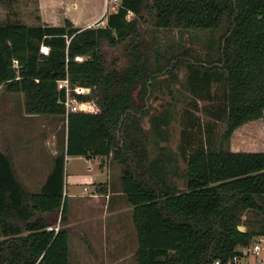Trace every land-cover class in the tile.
Here are the masks:
<instances>
[{
    "label": "trees",
    "instance_id": "1",
    "mask_svg": "<svg viewBox=\"0 0 264 264\" xmlns=\"http://www.w3.org/2000/svg\"><path fill=\"white\" fill-rule=\"evenodd\" d=\"M105 16L106 23L88 26L68 17L62 23H0V86L24 91L28 112L66 117L38 190L24 185L11 155L0 148V264H82L70 257L67 153L111 155L122 163L138 264H213L264 231V149L225 145L235 127L264 114V0H121ZM146 20L152 22L148 37L142 33ZM162 28L222 29L219 54L210 62L187 51L167 55L156 35ZM120 43L126 62L108 63L104 46ZM183 61L196 87L221 78L226 87L222 141L185 152L184 188L166 180L164 152L149 155L141 102L153 74L174 73ZM69 92L92 107L67 110ZM151 120L158 131L161 120L154 113Z\"/></svg>",
    "mask_w": 264,
    "mask_h": 264
},
{
    "label": "rangeland",
    "instance_id": "2",
    "mask_svg": "<svg viewBox=\"0 0 264 264\" xmlns=\"http://www.w3.org/2000/svg\"><path fill=\"white\" fill-rule=\"evenodd\" d=\"M51 1L53 3L51 7L54 12L53 18L55 19V16L60 18L57 23H62L66 17L75 18L83 23L101 12L103 16L106 2L105 0ZM73 2H77V5L74 6ZM35 4L33 5V11L37 9ZM114 9L111 1L106 12ZM132 15L133 12H129V16ZM102 16L93 21L92 24H102ZM151 23V21L146 20L142 24V33L146 37L151 36ZM222 34V29L212 31L210 29L162 28L156 31L158 39L162 41V51L166 52L167 55L176 52H182L183 54L184 51H187L184 52L185 55L189 54L195 60L204 58L205 60H203L208 62L218 56ZM104 52L110 64L121 65L126 62L125 44L123 43L115 46L106 45L104 46ZM151 62L153 64L156 62L155 56L151 57ZM193 78L195 79L190 73V67L184 61L175 66L174 73L169 70L159 71L153 74L152 82L148 85L143 100H141L143 105L146 106L142 123L146 129L150 130L149 155L155 156L158 152H164L168 163L166 180L182 188L185 187V175L183 173L186 166L185 152L197 144L218 147L222 141V132L226 127V87L224 78L210 81L201 88L194 85ZM196 80L198 79L196 78ZM86 88L89 89L90 86L87 85ZM138 89L139 87L134 90L136 97ZM74 97L76 96L74 95ZM25 100L24 91L9 89L6 85L0 87V136L9 139L8 141L15 149L17 167L18 165L21 166L20 163L23 165L17 152L26 159L28 155H30V158L39 157L37 151L39 152L38 149H40L44 168L46 165L52 168V159L49 160V153L47 154L41 144V138L35 136L30 138L29 132H36L38 127L40 129L48 127L49 129L52 127L51 125H58L57 138L59 139L66 130V117L52 112H28L25 107ZM153 113L161 120L158 131L154 128L151 129V114ZM248 124H250V129L256 128L264 131V114L250 119ZM232 134L230 139L225 142V145L230 148L232 146ZM29 138L31 140H28ZM251 139L256 141L254 145L264 146L262 142L264 138L261 135ZM35 161L32 160V163L34 164ZM99 161L102 162L99 163ZM101 164H103V167L100 166ZM108 165L111 170L117 168L116 176L119 172H122V163L112 156L106 155L99 159L96 154L90 155V157L85 154L67 153L66 155L64 191L67 194L69 203L70 257L72 261L82 264H138L136 255L131 251V244L121 250L122 258L116 256L110 250H104L105 252H103L102 239L91 245L89 239L80 234L79 223H73V219L78 218L80 209L85 205L81 202L87 196L93 194L95 182L99 184L96 186L98 192L106 191L105 189L108 188L103 177H99L96 181L99 174L104 177L107 175L106 168ZM111 170H108V172L111 173ZM115 173H112V176ZM85 184H87V188H85ZM98 196H101L100 201L104 200L103 196L106 197L105 194L101 193ZM88 211L90 210L88 209ZM132 213L131 211L130 216H133ZM247 213L249 216L253 212L247 210ZM244 216H246V213H244ZM107 220L109 228L105 227L103 233L109 241L114 236L121 237L122 232H126L128 236L131 235V238L134 236L136 240L138 239L133 217L128 220L125 219L124 223L119 224L113 222L111 216H108ZM111 221L114 223V228L111 227ZM101 237L104 239L103 234ZM104 261L107 262L104 263Z\"/></svg>",
    "mask_w": 264,
    "mask_h": 264
},
{
    "label": "crops",
    "instance_id": "3",
    "mask_svg": "<svg viewBox=\"0 0 264 264\" xmlns=\"http://www.w3.org/2000/svg\"><path fill=\"white\" fill-rule=\"evenodd\" d=\"M34 3H36L35 6L37 7L35 11H33ZM52 4L53 3L51 0H0V23L7 21H21L28 24H36L42 22L57 23L59 21L58 19L60 18H58L57 16H55V19L53 18L54 12L51 10ZM73 5H77V2H73ZM102 14V12L96 14L92 19L83 23H80L75 18L71 20H73V22L77 25L88 26L93 21L102 16ZM103 19V23H106V16H103ZM249 120L250 119L244 121L233 130L231 146L232 149H264V146L259 147L254 145L256 144V141L251 139L253 137H257L258 135H261L264 138V131L258 130L256 128L250 129V124H248ZM51 126L52 127L49 129L48 127L46 129H40L38 127L36 128V132H29V137L31 138L35 136L36 138H41V144L44 146L47 154L49 153V160L52 159L53 162L54 156L58 150V125ZM30 138L28 140H31ZM8 140L9 139H5L4 136H0V148L11 155L18 177L22 180L24 185L29 190L35 191L40 189L46 176L51 170V168L47 167V165L44 168L42 155H40L41 150L38 149L39 152L37 151L39 157L35 156L33 158H30V155H28L26 156V159L22 154L20 155L17 152V155H19V160L23 162V165L22 163H20L21 166L18 165L17 167L15 149L12 147ZM262 142L264 143V139ZM96 155L99 156V159L103 156H106L102 154ZM110 156L111 155H109V157ZM32 160H36L34 164L32 163ZM28 161L30 162L27 163ZM102 161H99V163H101ZM109 165L106 168L107 175L104 177L99 174L96 178L97 181L99 177H103V180L106 181L108 188L105 189L106 191L98 192L96 186H98L99 184L95 182L94 191H92L93 194L91 196H87L86 199L81 202V204L84 203L85 205L80 209L78 218L73 219V223H79L78 228L80 234H82V236H86V238L89 239L91 245H94L97 240L102 239L103 252L110 250L111 252L115 253L116 256L122 258L121 250H123V248H127L129 244H131L132 253L135 254V250L138 246V239L136 240L134 236L131 238V235L128 236L126 232H122V234L120 235L121 237L114 236V238L109 241L105 236V233H103L105 232V227L109 228V222L107 220L108 216H111V220L113 222H116L117 224L124 223L125 219L128 220L130 217H133L130 216V212H133V204L127 199V195L122 189L121 173L119 172L116 176L115 172L118 171L117 168L111 170V168H109ZM100 166L103 167V164H101ZM108 170H111V173L110 171L108 172ZM112 173H115V175L112 176ZM99 193L106 195V197L103 196V201L99 200V198L101 197L98 196ZM88 209L90 211H88ZM126 214L129 218H126ZM104 219H106L107 221ZM112 221L110 222V224L111 227L114 228V223ZM102 234L104 235V239L103 237H101ZM106 262L107 261H104V263Z\"/></svg>",
    "mask_w": 264,
    "mask_h": 264
},
{
    "label": "built area",
    "instance_id": "4",
    "mask_svg": "<svg viewBox=\"0 0 264 264\" xmlns=\"http://www.w3.org/2000/svg\"><path fill=\"white\" fill-rule=\"evenodd\" d=\"M105 9L104 15H106V11L109 8V4L112 1L113 8H117L121 0H105ZM132 12V11H130ZM103 16L101 17L102 22L104 21ZM98 20V21H101ZM92 25V23L90 24ZM50 46L43 44L41 49L43 51H49ZM78 57H82L83 55L78 54ZM17 61V58H15ZM65 82L68 86V91L70 89L68 78L61 80V83ZM87 85H78L76 86L79 90H87ZM85 87V88H84ZM84 88V89H80ZM67 110L70 109H89L92 107L91 102L85 99H79L74 97L70 92L68 93L65 99ZM87 184H85V188H87ZM264 222V218H263ZM213 264H264V231L256 233L252 239L245 244H238L235 250L230 253L227 257L222 258L217 256L213 260Z\"/></svg>",
    "mask_w": 264,
    "mask_h": 264
},
{
    "label": "water",
    "instance_id": "5",
    "mask_svg": "<svg viewBox=\"0 0 264 264\" xmlns=\"http://www.w3.org/2000/svg\"><path fill=\"white\" fill-rule=\"evenodd\" d=\"M238 226H239L240 228H245V224H244L243 222L238 223Z\"/></svg>",
    "mask_w": 264,
    "mask_h": 264
}]
</instances>
